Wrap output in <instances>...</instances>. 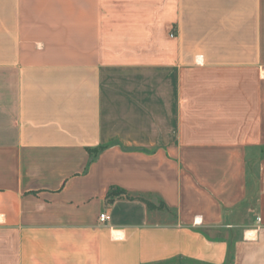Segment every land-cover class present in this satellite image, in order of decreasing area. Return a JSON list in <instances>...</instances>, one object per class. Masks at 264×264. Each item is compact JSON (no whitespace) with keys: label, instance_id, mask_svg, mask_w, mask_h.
Returning a JSON list of instances; mask_svg holds the SVG:
<instances>
[{"label":"crops","instance_id":"crops-1","mask_svg":"<svg viewBox=\"0 0 264 264\" xmlns=\"http://www.w3.org/2000/svg\"><path fill=\"white\" fill-rule=\"evenodd\" d=\"M0 264H264V0H0Z\"/></svg>","mask_w":264,"mask_h":264},{"label":"trees","instance_id":"trees-1","mask_svg":"<svg viewBox=\"0 0 264 264\" xmlns=\"http://www.w3.org/2000/svg\"><path fill=\"white\" fill-rule=\"evenodd\" d=\"M120 193H122V191H119V190H117V188H111L110 190H109V192H108V195L110 196V195H118V194H120ZM151 206H153L152 204H151Z\"/></svg>","mask_w":264,"mask_h":264},{"label":"built area","instance_id":"built-area-1","mask_svg":"<svg viewBox=\"0 0 264 264\" xmlns=\"http://www.w3.org/2000/svg\"><path fill=\"white\" fill-rule=\"evenodd\" d=\"M107 214L106 213H102V214H100L99 215V220L101 221V222H103L105 219H107Z\"/></svg>","mask_w":264,"mask_h":264}]
</instances>
